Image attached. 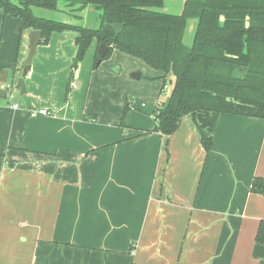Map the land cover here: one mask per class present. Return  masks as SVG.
<instances>
[{
  "label": "crops",
  "instance_id": "crops-1",
  "mask_svg": "<svg viewBox=\"0 0 264 264\" xmlns=\"http://www.w3.org/2000/svg\"><path fill=\"white\" fill-rule=\"evenodd\" d=\"M184 2L163 0L158 10L178 14ZM32 10L100 23L99 10L62 0ZM29 31L0 9V264H264V238L255 240L264 195L250 192L264 177L263 119L219 113L208 152L189 114L170 135L140 134L155 125L163 72L125 53L140 77L161 80L144 95L125 71L100 69L123 59L118 50L91 68L93 40L71 77L72 31L37 45L21 91Z\"/></svg>",
  "mask_w": 264,
  "mask_h": 264
},
{
  "label": "trees",
  "instance_id": "trees-1",
  "mask_svg": "<svg viewBox=\"0 0 264 264\" xmlns=\"http://www.w3.org/2000/svg\"><path fill=\"white\" fill-rule=\"evenodd\" d=\"M58 1L0 0V9L18 17L21 30H38V44H46L54 32H74L71 77L93 40L97 49L100 44L107 46L104 56L95 52L93 68L118 50L162 71L161 89L171 74L169 96L152 113L154 127L140 129V134L170 135L189 114L208 152L219 113L264 120V0H185L178 14L158 10L163 0H64L70 7L99 10L96 28L39 17L32 11L33 7L55 10ZM192 20L195 27L188 32ZM130 108L133 105L126 101L123 128ZM250 192L264 195V177L253 178ZM263 238L261 221L255 240Z\"/></svg>",
  "mask_w": 264,
  "mask_h": 264
},
{
  "label": "rangeland",
  "instance_id": "rangeland-1",
  "mask_svg": "<svg viewBox=\"0 0 264 264\" xmlns=\"http://www.w3.org/2000/svg\"><path fill=\"white\" fill-rule=\"evenodd\" d=\"M186 38H187V36H185V38H184V41L186 42ZM116 53H118L119 55H121L122 57H123V59L120 61V60H118V59H115V58H112V62H106L105 64L103 63L100 67V69H103L104 71H108V72H111V73H117V71L118 72H122V71H125L128 75V77L129 78H131L132 79V81L134 82V83H136V86L134 87L136 90L138 89L139 91L138 92H140V91H142V92H144L145 94L144 95H146L149 91H150V89H153V85H154V82L153 81H158V80H160L158 77H149V75H146L145 73L147 72V71H144L145 73H144V75H142V77H140V78H138V79H136V78H133V77H131V73L132 72H137V71H139L140 73H141V71H140V68H136V65H125L126 63H127V61L128 60H130V61H133L132 60V58H130V56H128V55H126L125 53H122V52H116ZM94 54H95V52H94ZM85 57H83L84 59H85V65L87 64V53H85V55H84ZM83 59V60H84ZM105 60H107V59H105ZM117 61H119V63L118 64H116V65H113L114 64V62H117ZM89 62H90V66H91V68H93V64H94V58H93V55H92V57L91 58H89ZM121 62H123V63H121ZM101 64V63H100ZM99 64V65H100ZM98 65V66H99ZM142 65V64H141ZM97 66V67H98ZM134 68H136V69H132L133 67ZM86 67V66H85ZM96 67V68H97ZM129 68L130 70H127V68ZM145 67H147L146 69L147 70H149V71H153V70H150V69H152V68H150V67H148V66H145ZM132 70V71H131ZM147 74H149L148 72H147ZM161 81V80H160ZM172 84H173V76L171 75V74H168L167 75V79H166V87L163 89V91L161 92V94H160V96H159V101L160 102H162V101H166L167 100V98H168V96H169V93H170V90H171V87H172ZM143 98H145L146 99V97L145 96H143ZM142 102H144V104L147 106V108L149 107L148 105H147V103H149V101L148 100H144L143 99V101ZM155 106V105H154ZM153 105H151V107L153 108L154 107ZM151 107H149V108H151ZM129 111V110H128ZM128 111H127V113H128ZM145 111V110H144ZM141 112V111H140ZM140 112H138V113H140ZM126 113V114H127Z\"/></svg>",
  "mask_w": 264,
  "mask_h": 264
},
{
  "label": "water",
  "instance_id": "water-1",
  "mask_svg": "<svg viewBox=\"0 0 264 264\" xmlns=\"http://www.w3.org/2000/svg\"><path fill=\"white\" fill-rule=\"evenodd\" d=\"M33 8H36V7H33ZM91 8L95 9V7H91ZM193 28L194 27H192V29ZM191 38H192V36H190V40H191ZM28 39H29L28 40V52H27L26 58L24 60V66H23L21 75L17 78V82H16V88H19L21 91L25 90L24 77L27 75L28 71L30 70L31 59L36 53L37 45L39 43V31L36 29H31L29 31V34H28ZM106 51H107V46L105 44H100L98 46V53L101 56H104ZM97 62L99 63L100 59ZM131 77L138 79L140 77V72L139 71L132 72Z\"/></svg>",
  "mask_w": 264,
  "mask_h": 264
},
{
  "label": "built area",
  "instance_id": "built-area-1",
  "mask_svg": "<svg viewBox=\"0 0 264 264\" xmlns=\"http://www.w3.org/2000/svg\"><path fill=\"white\" fill-rule=\"evenodd\" d=\"M71 86H72V87H76L75 83H72ZM3 87H4V85H1V88H3ZM165 87H166V85L164 86V88H165ZM164 88H163V89H164ZM9 108H11V109H17V108H18V105H17V104H12V105H9ZM37 113H39V114H47V113H48V110L45 109V108H42V109H39V110L30 109V110L28 111V114H29L30 116H34V115H36Z\"/></svg>",
  "mask_w": 264,
  "mask_h": 264
},
{
  "label": "flooded vegetation",
  "instance_id": "flooded-vegetation-1",
  "mask_svg": "<svg viewBox=\"0 0 264 264\" xmlns=\"http://www.w3.org/2000/svg\"><path fill=\"white\" fill-rule=\"evenodd\" d=\"M62 1H63V5H64L65 7H70V6H67V5H66V3H65L64 0H62ZM58 3H59V1H58ZM57 5H58V4H57ZM84 8H85V7H84ZM78 9H82V8H78ZM191 23H193V24H191ZM190 24H191V25H190ZM192 27H195L194 20L190 21V23H189V28H188V29H189V30H193L194 28L192 29ZM188 32H189V31H188Z\"/></svg>",
  "mask_w": 264,
  "mask_h": 264
}]
</instances>
